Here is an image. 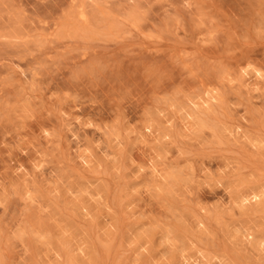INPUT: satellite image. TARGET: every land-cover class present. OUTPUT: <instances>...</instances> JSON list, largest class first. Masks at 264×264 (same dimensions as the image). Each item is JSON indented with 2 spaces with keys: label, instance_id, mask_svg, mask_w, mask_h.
Returning a JSON list of instances; mask_svg holds the SVG:
<instances>
[{
  "label": "rangeland",
  "instance_id": "1",
  "mask_svg": "<svg viewBox=\"0 0 264 264\" xmlns=\"http://www.w3.org/2000/svg\"><path fill=\"white\" fill-rule=\"evenodd\" d=\"M0 264H264V0H0Z\"/></svg>",
  "mask_w": 264,
  "mask_h": 264
},
{
  "label": "bare ground",
  "instance_id": "2",
  "mask_svg": "<svg viewBox=\"0 0 264 264\" xmlns=\"http://www.w3.org/2000/svg\"><path fill=\"white\" fill-rule=\"evenodd\" d=\"M83 13L80 14V16L82 15ZM84 15V14H83Z\"/></svg>",
  "mask_w": 264,
  "mask_h": 264
}]
</instances>
